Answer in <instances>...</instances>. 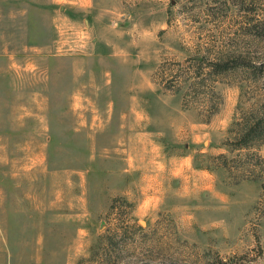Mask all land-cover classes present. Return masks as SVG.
<instances>
[{
    "label": "rangeland",
    "instance_id": "374dc122",
    "mask_svg": "<svg viewBox=\"0 0 264 264\" xmlns=\"http://www.w3.org/2000/svg\"><path fill=\"white\" fill-rule=\"evenodd\" d=\"M263 115L264 0H0V264H264Z\"/></svg>",
    "mask_w": 264,
    "mask_h": 264
},
{
    "label": "trees",
    "instance_id": "16d2710c",
    "mask_svg": "<svg viewBox=\"0 0 264 264\" xmlns=\"http://www.w3.org/2000/svg\"><path fill=\"white\" fill-rule=\"evenodd\" d=\"M187 64V63H186ZM185 67L189 69V67ZM245 61L241 57H234L231 55H223L218 59L212 60L204 55L201 59L199 65H194L192 68H195L194 75L189 74L184 79V72H177L176 75H169L168 67L170 66L169 62L162 63L160 72L165 76L163 79L164 89L170 92H179L182 90V83L184 81L188 82L191 80L190 88L183 94V105L192 102L200 92V88L204 85L203 83L209 81L211 78L221 76L225 73H228L240 65L244 66ZM178 67H181L180 63L175 64ZM189 65V64H187ZM252 68H255L252 67ZM207 83V82H206ZM203 84V85H202ZM214 108L211 107L210 111H213ZM209 111V112H210ZM264 142V115L255 120L246 121L245 124H242L238 136L235 138L234 142L230 144L234 151L243 150L253 144ZM232 166L235 168H244L247 172L245 175L246 179L259 180L262 181L261 188L264 195V158L258 154H248L245 157H238L232 159ZM259 174V175H258Z\"/></svg>",
    "mask_w": 264,
    "mask_h": 264
}]
</instances>
